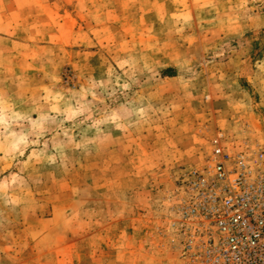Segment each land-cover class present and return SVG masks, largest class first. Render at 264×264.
I'll return each mask as SVG.
<instances>
[{"label": "rangeland", "instance_id": "374dc122", "mask_svg": "<svg viewBox=\"0 0 264 264\" xmlns=\"http://www.w3.org/2000/svg\"><path fill=\"white\" fill-rule=\"evenodd\" d=\"M219 131L264 149V0H0V264H182Z\"/></svg>", "mask_w": 264, "mask_h": 264}, {"label": "built area", "instance_id": "2783aa9c", "mask_svg": "<svg viewBox=\"0 0 264 264\" xmlns=\"http://www.w3.org/2000/svg\"><path fill=\"white\" fill-rule=\"evenodd\" d=\"M182 182L173 226L182 264H264V149L219 131Z\"/></svg>", "mask_w": 264, "mask_h": 264}, {"label": "trees", "instance_id": "16d2710c", "mask_svg": "<svg viewBox=\"0 0 264 264\" xmlns=\"http://www.w3.org/2000/svg\"><path fill=\"white\" fill-rule=\"evenodd\" d=\"M166 75H169L168 73H166Z\"/></svg>", "mask_w": 264, "mask_h": 264}]
</instances>
